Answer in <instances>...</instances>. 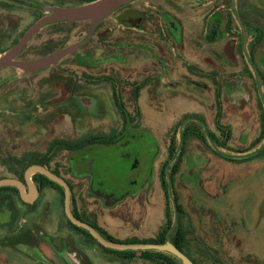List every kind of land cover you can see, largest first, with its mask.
I'll use <instances>...</instances> for the list:
<instances>
[{
    "label": "rangeland",
    "instance_id": "1",
    "mask_svg": "<svg viewBox=\"0 0 264 264\" xmlns=\"http://www.w3.org/2000/svg\"><path fill=\"white\" fill-rule=\"evenodd\" d=\"M203 4L138 0L104 20L87 46L50 68L32 74L0 69V179H23L20 162L27 159L26 165L40 164L66 178L79 216L123 243L161 235L170 241L179 223L186 226L185 251L196 264H264V39L253 50V41L248 48L245 41L242 50V40L234 47L229 36L213 45L209 56L193 39V20L199 16L192 9ZM249 4L241 0L240 7L246 10ZM75 6L73 0H0V58L38 20ZM167 15L180 18L179 42L167 29ZM89 28L90 22L47 26L17 59L43 60L82 41ZM196 30L201 32L198 24ZM139 44L148 50L137 49ZM109 59L120 61L102 66ZM89 60L100 62V73L114 66L119 76L117 83L103 77L95 82L94 93L110 98L104 101L107 114L69 97L76 74H86L77 67L90 69ZM67 64L73 72L61 69ZM155 65L162 71L158 80L147 83L141 100L131 98L129 84L144 86L155 76ZM112 86L126 95L115 100L116 106ZM129 132L146 138L155 150L149 174L125 197L103 198L87 171L94 157L82 160L81 150L98 154L92 145L118 142ZM99 149L102 155L113 150L109 155L114 156L120 150ZM36 183L44 187L31 207L13 191L0 192V264H154L141 252L105 249L72 228L61 191L42 179ZM176 199L182 211L176 210ZM8 208L17 210L16 229L5 223ZM22 230L37 237L33 247L17 244L27 243Z\"/></svg>",
    "mask_w": 264,
    "mask_h": 264
},
{
    "label": "flooded vegetation",
    "instance_id": "2",
    "mask_svg": "<svg viewBox=\"0 0 264 264\" xmlns=\"http://www.w3.org/2000/svg\"><path fill=\"white\" fill-rule=\"evenodd\" d=\"M249 1H250L249 6L245 8L246 10H244V8L242 9L240 7L241 0H204V4L202 7L195 8V10L192 9L194 14L199 16L197 18L195 16L194 17L195 19L193 20V22L195 23L193 27L194 41L202 42L205 48L210 52L209 56H211L213 45H217L224 40L225 41L228 40L229 36L231 38V39L229 38L230 40L232 39L235 40L233 43L234 47H237V45H239L240 43L239 39H240L242 40V44L240 45L242 50L245 49V44H244L245 41L247 44V48L250 47L248 45L250 44L251 41H253L254 44L252 45H255V47L251 46L250 49L252 50L256 49L259 42H262L263 41L262 39H264V0H249ZM130 5L121 8L118 12H120L122 9L130 8ZM164 17H166L164 19L168 20V21L165 20L166 23L168 24L167 29H169L172 37L179 42L182 38V35L184 34V31H181L182 29H180L179 27L178 20H176V18H179V16L167 15ZM141 18L139 19V21L142 22L143 19ZM136 20L137 18H133V16L130 18V21H132L133 23ZM196 24L200 26L201 32L196 30ZM161 31H162L161 29H159L158 31V28H155L156 35H162ZM140 32L144 33V30L141 29ZM254 33L256 36L255 40L253 38ZM238 34H240V38L238 37ZM88 44L89 43H87L85 46H87ZM85 46L80 48L78 51L83 49ZM137 49L148 50L147 46L142 44H139ZM218 53L222 55L220 51ZM17 58L16 60H18ZM210 59L212 60L213 58L211 57ZM118 61L120 60L109 59L103 61L102 66L105 64H111V63L114 64L117 63ZM86 65L90 66L91 68L84 69L79 66L77 67L79 69L84 70L86 74H81L80 77L79 74H76L74 86L70 92L69 97L72 100L74 98H78L80 105L82 106L84 105L86 108L94 107V105L96 104L97 109L98 110L101 109L102 114H107L108 109L105 106L104 101L106 99L110 101V98L108 96H106L107 98L105 97L102 98L99 93H94V88H95L94 86H96L95 82L98 83L99 78L103 77V80L108 79L110 80L111 83H117L118 82L117 79L119 78V76L115 71L114 66H111V68L104 67L107 68L108 70L105 72L102 71V73H100L99 67L101 64L99 61L96 62L95 60L94 61L89 60L87 61ZM213 65L214 67L218 66L216 65L215 59L213 60ZM213 65L210 64V66L214 69ZM68 66L70 65L67 64L63 66V68L61 69L65 71V73L73 72L72 70L68 69ZM50 67L51 66L32 73H36L48 69ZM153 67L156 68V71L154 72L155 76H150L151 78H148V80L144 82L145 84L144 86L142 85V83L129 84L128 91L131 98L133 99L138 98L139 100H141L143 91L147 89V83H152L155 80H158L159 74L162 71L158 72L159 69L158 65H155ZM7 68H13V67H7ZM212 68L209 71H207L209 72V74L213 70ZM146 69L148 68H145V70ZM122 73H125V71H122ZM67 75L68 74H65L66 78ZM261 79H262L261 75H259L258 80L261 81ZM67 82L69 81L67 80ZM79 86H81L80 91L78 90ZM112 87H113V92L111 99L114 100L113 106L114 105L116 106L117 103L115 100L120 99V97L124 99L126 95L124 94L125 93L124 90L120 92H114V86ZM120 87L123 89L124 88L123 84H121ZM156 91L158 92V89ZM129 129L132 130V128ZM142 137L143 136H138L137 134H133V133L131 134L129 132L127 133V135L124 136L123 139H121L118 142L117 141L107 142L97 146L92 145L91 148L92 147L96 148L97 149L96 151H99L98 154L91 151V149L89 151V149L86 147H85L86 149L81 150L83 152L85 151L82 160L86 159V157H90V156L94 157V161L91 167H89L90 169H87V171L89 170V172L91 173V178H92L91 180H93L94 185L101 191V196L103 198H109V197L111 198L112 194H117L119 195V197H125L126 194L132 193L133 191L132 186L138 189L139 186L143 184L145 178H147V175L149 174L150 171L149 168L155 156V150L153 149L151 142L148 143V140ZM116 147L120 148V150L115 156L114 154L109 155V153L113 150H106L104 151L105 154L102 155L103 152L100 153V149H99V148L106 149V148H116ZM93 153H95L96 155ZM64 179L70 184L71 189L73 191V187L71 183L66 178ZM19 180H24V176L23 179H19ZM34 183L41 191L42 189L41 186L38 185V183H36L35 181ZM31 206H34V204ZM89 223L91 226L92 225L94 226L93 223L88 221V224Z\"/></svg>",
    "mask_w": 264,
    "mask_h": 264
},
{
    "label": "water",
    "instance_id": "3",
    "mask_svg": "<svg viewBox=\"0 0 264 264\" xmlns=\"http://www.w3.org/2000/svg\"><path fill=\"white\" fill-rule=\"evenodd\" d=\"M136 1L138 0H97L75 7L58 8L51 15L41 18L28 29L23 37L7 52V54L0 58V68H20L32 73L53 66L65 57L76 53L80 48L89 43L97 28L104 20L118 12L121 8ZM68 22H90V28L86 38L37 62L16 60L25 46L45 27ZM35 175H42L62 188L64 193V212L68 220L74 226L87 231L98 242V244L105 249L118 252L157 251L168 253L176 257L182 264H194L184 252L170 241L165 243L127 244L106 239L96 228L75 216L73 213V191L70 184L62 176L54 173L45 166L37 164L29 166L24 172V180H19L17 178H2L0 179V188H16L23 203L33 205L40 196V190L33 181Z\"/></svg>",
    "mask_w": 264,
    "mask_h": 264
},
{
    "label": "trees",
    "instance_id": "4",
    "mask_svg": "<svg viewBox=\"0 0 264 264\" xmlns=\"http://www.w3.org/2000/svg\"><path fill=\"white\" fill-rule=\"evenodd\" d=\"M76 2L77 5H84V4H88V3H91V2H94V1H97V0H73ZM27 159H23L21 162H20V165L21 166H25V169L23 170V173L25 172V170L33 165L32 163L30 164H27ZM180 160H179V164L177 166L174 167V171L172 173V177L178 172L179 170V165H180ZM35 165V164H34ZM37 165H40V164H37ZM43 166V165H42ZM47 168V167H46ZM49 169V168H48ZM51 170V169H49ZM18 171H16L17 173ZM15 173V174H16ZM55 173V172H54ZM57 174V173H56ZM24 176V174H23ZM37 178L38 179H42L45 183H48L49 185L59 189L63 195V204H64V193H63V190L62 188H60L57 184L51 182L50 180H48L46 177L42 176V175H36L33 177V180L36 182L37 181ZM44 187V185H42ZM41 186V188H43ZM5 190H9V191H13L15 192L17 195H19L20 197V194L18 192V190L14 187H4V188H0V192L2 191H5ZM176 210L179 212V211H182V208L180 206V204H178L177 202V199H176ZM73 213L75 214V216L82 220V221H85L88 223L87 220H85L84 218H82L81 216H79V214L73 210ZM18 219V216L13 214V221H16ZM68 219V218H67ZM68 223L69 225L76 229V230H81L82 232H84L85 234H87L94 242H96L98 244V242L85 230L81 229V228H78L76 226H74L69 220H68ZM90 224V223H89ZM93 226V225H92ZM94 228H96L106 239L108 240H111V241H117V242H122L118 239H115L111 236H108L105 234V232H103L100 228H98L96 225L93 226ZM186 226L183 225V224H179L177 225V228H176V232H175V235L173 237L170 238V242L173 243L175 246H177L182 252H184L193 262L194 264H196L195 260L185 251V248H186V245H187V242H186V236H187V233H186ZM167 242L166 239H165V236H160L159 239L157 240H153V241H145V242H138V241H135V242H129L127 244H138V243H144V244H147V243H165ZM126 243V242H125ZM100 245V244H99ZM101 246V245H100ZM102 247V246H101ZM125 254H129V255H132L134 254L135 252L134 251H128V252H123ZM142 255L144 256V259L147 260V261H151L153 262L154 264H182L181 261H179L176 257L168 254V253H161V252H157V251H143L141 252ZM166 254H168L169 256H167Z\"/></svg>",
    "mask_w": 264,
    "mask_h": 264
},
{
    "label": "crops",
    "instance_id": "5",
    "mask_svg": "<svg viewBox=\"0 0 264 264\" xmlns=\"http://www.w3.org/2000/svg\"><path fill=\"white\" fill-rule=\"evenodd\" d=\"M30 207H31V205H30ZM8 211H9V218H8V216L7 215H5V216H7V222H5V223H7L9 226H15L16 225V222L17 221H13V214H15V215H18L17 214V210L15 209V210H13V209H11V208H8ZM4 222V221H3ZM21 222H22V219H21ZM20 222V223H21ZM19 223V224H20ZM1 224H2V222H1ZM0 224V227L1 226H3V224L1 225ZM16 228H18V227H16L15 226V229ZM17 230H19V229H17ZM25 230V229H24ZM24 230H22L23 232H21L22 234H23V238L22 239H24V240H26V242L27 243H25V242H22V241H18V243L17 244H19V245H27V247H33L32 245H35V244H33L35 241H36V238L37 237H35L34 236V234L32 233V232H30V233H26V234H24ZM30 230V229H29ZM21 233H18V234H16V235H18V236H15V238L16 239H18V237H20V235H22ZM10 238V237H9ZM26 238V239H25ZM21 238H19V240H20ZM14 248V247H13ZM70 253V252H69Z\"/></svg>",
    "mask_w": 264,
    "mask_h": 264
}]
</instances>
